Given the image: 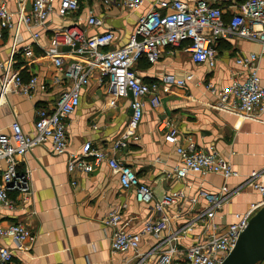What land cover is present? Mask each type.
<instances>
[{"label": "crops", "instance_id": "0c3cea01", "mask_svg": "<svg viewBox=\"0 0 264 264\" xmlns=\"http://www.w3.org/2000/svg\"><path fill=\"white\" fill-rule=\"evenodd\" d=\"M23 1L28 9L32 0ZM159 1L168 0H143L139 9L130 11L122 8L119 0H113L112 4H105L102 0H78L79 8L69 19L64 21L54 14L50 16L37 42L33 43L25 33L24 43L33 47L35 58L30 66L19 71L20 77L27 82L30 76H35L46 89L35 92L30 98L15 92L8 94L0 107V133L7 134L14 121L24 133H31L36 110L51 107L69 88L71 81L54 69L51 60L40 49L48 45L54 30L78 23L87 35L109 31L113 34L109 49H117L127 42L137 20ZM185 1L191 5L198 0ZM204 1L222 9L223 19L228 21L235 11L233 7L242 0ZM4 2L12 12L15 11L17 0ZM90 13L101 19L100 27H86ZM10 36L11 32L4 31L0 40V81L10 53ZM187 45L184 42L176 48H162L154 64L145 59L135 64L134 72L142 82L158 85L161 102L156 109H151L144 100V113L135 131L126 146L115 153L121 162L133 169L141 183L152 189L155 199L178 190L189 199L195 198L198 189L217 192L224 184L229 187L239 184L251 171L264 170V112H256L254 118L240 121L235 114L214 106L215 91L228 87L234 77L238 81L245 79L242 68L235 63L237 53L259 55L258 76L264 89V50L254 41L219 39L214 46L216 63L209 67L206 63H193L186 51ZM66 51L61 49V52ZM72 61L71 56L64 57L65 64ZM187 74H192L193 79L182 87L163 79L164 76L182 79ZM96 77L93 76L81 88L79 105L66 119V153L56 156L46 143L31 149L19 160L16 170L28 173L31 193L29 196L11 193L13 207L0 205V224L21 223L33 237L26 254L14 255L16 261L31 264H135L138 255L147 253L158 242L156 237L144 235L135 252H113L111 230L104 224L111 212H119L121 224L132 233L140 232L144 222L157 215L149 205L137 203L132 190L123 191L117 175L104 162L89 174H70L66 170L68 155L79 154L87 142L94 147L109 148L126 131L131 119L129 98H122L116 107H109L106 89L98 85ZM163 121H169L177 129L176 143L165 141L166 130L159 128ZM189 142L204 153L215 151L231 164L238 177L223 180L219 175L209 174L189 175L185 180H176L173 172L179 165V158L175 150ZM4 168L5 163L0 161V172ZM257 200L258 196L246 187L224 205L215 221L229 224L233 222L234 214L243 213ZM201 206L203 201L198 199L197 207ZM166 214L170 222L163 236L180 227L193 210L188 202H182L168 208ZM196 231L185 240V245L194 243ZM2 243L13 248L8 239ZM155 258L156 255L150 256L147 262L153 263Z\"/></svg>", "mask_w": 264, "mask_h": 264}, {"label": "built area", "instance_id": "2783aa9c", "mask_svg": "<svg viewBox=\"0 0 264 264\" xmlns=\"http://www.w3.org/2000/svg\"><path fill=\"white\" fill-rule=\"evenodd\" d=\"M102 1L113 3V0ZM142 4L143 0H119V5L130 11L139 9ZM78 8V0H32L28 9L23 0H17L12 12L4 0H0V40L4 31L11 32L10 53L3 65L4 74L0 81V107L12 92L30 98L35 92L46 89L35 76H30L27 82L20 77L19 71L30 66L35 58L33 47L24 43L23 35L28 34L35 43L52 14L65 21ZM233 9L235 11L229 20L224 21L222 9L204 0L191 5L185 0L159 1L137 20L127 42L113 50L109 49L113 41V34L109 31L87 35L78 23L54 30L48 45L40 49L51 60L54 69L63 73L71 83L51 107L36 110L31 133H24L15 121L7 134L0 133V161L5 163L4 170L0 172V205L13 207L9 197L11 193L30 195L28 173L16 170L19 160L28 151L49 143L54 155L66 153V119L79 105L81 88L97 76L98 85L106 89L109 107H116L118 100L129 98L131 119L126 131L109 148L94 147L87 142L79 154L68 155L66 170L70 174H89L104 162L117 175L120 188L132 190L135 201L149 205L157 215L154 219H147L140 232L132 233L121 224L119 212H111L104 222L111 230V250L135 252L142 236L152 235L158 242L147 253L138 255L135 264H221L250 218L264 207V170L251 171L239 184L233 187L224 184L217 192L198 189L195 198L189 199L182 190H178L155 199L152 189L141 183L133 169L121 162L115 153L126 146L135 131L144 113V100L148 101L151 109H156L161 102L158 85L142 82L136 76L133 68L139 60L154 64L162 48H176L187 42L186 51L193 63L214 67L216 41L229 38L257 42L264 50V0H242ZM101 25V19L92 13L88 15L87 28ZM62 48L67 51L61 52ZM67 56H71L73 61L65 64L64 57ZM258 59L259 55L254 53L245 56L235 54V63L242 68L245 79L238 81L234 77L228 87L215 91L214 106L218 110L235 114L240 121L254 118L256 112H264V89L258 76ZM163 79L166 83L182 87L192 81L193 75L187 74L182 79L164 76ZM159 128L166 130V142H177V129L169 121L161 122ZM175 152L179 158V165L173 172L176 180H185L189 175L209 174L219 175L223 180L238 177L231 164L215 151L204 153L189 142L185 147H177ZM246 187L258 196V200L250 203L243 213L234 214L233 222L226 225L217 223L215 218L224 205ZM198 199L203 201V206L197 207ZM182 202L191 205L193 214L180 227L163 236L170 222L166 211ZM195 230L194 243L185 245V240ZM4 239L10 240L13 248L3 245ZM32 242V234L23 224H0V264H31L16 261L14 255L26 254ZM154 255L155 261L147 262Z\"/></svg>", "mask_w": 264, "mask_h": 264}, {"label": "water", "instance_id": "95a60500", "mask_svg": "<svg viewBox=\"0 0 264 264\" xmlns=\"http://www.w3.org/2000/svg\"><path fill=\"white\" fill-rule=\"evenodd\" d=\"M264 260V207L249 220L221 264H259Z\"/></svg>", "mask_w": 264, "mask_h": 264}, {"label": "flooded vegetation", "instance_id": "af4514ba", "mask_svg": "<svg viewBox=\"0 0 264 264\" xmlns=\"http://www.w3.org/2000/svg\"><path fill=\"white\" fill-rule=\"evenodd\" d=\"M259 264H264V260L262 262H260Z\"/></svg>", "mask_w": 264, "mask_h": 264}]
</instances>
